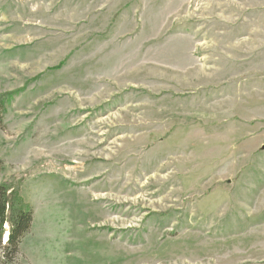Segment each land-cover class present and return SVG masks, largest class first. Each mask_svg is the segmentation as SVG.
<instances>
[{"label":"rangeland","instance_id":"374dc122","mask_svg":"<svg viewBox=\"0 0 264 264\" xmlns=\"http://www.w3.org/2000/svg\"><path fill=\"white\" fill-rule=\"evenodd\" d=\"M10 92L0 264H264V0H0Z\"/></svg>","mask_w":264,"mask_h":264},{"label":"trees","instance_id":"16d2710c","mask_svg":"<svg viewBox=\"0 0 264 264\" xmlns=\"http://www.w3.org/2000/svg\"><path fill=\"white\" fill-rule=\"evenodd\" d=\"M12 92L0 95V116L5 111L7 97ZM3 108V109H2ZM1 119V118H0ZM4 162L0 159V174ZM34 221L32 205L25 199L18 184L9 181L0 182V252H4L7 259L19 253L20 245L30 232ZM8 231V239L4 236Z\"/></svg>","mask_w":264,"mask_h":264}]
</instances>
